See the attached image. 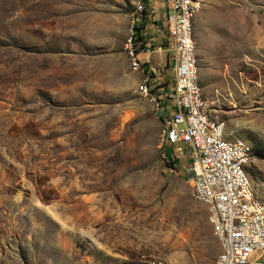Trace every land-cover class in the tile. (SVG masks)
Returning a JSON list of instances; mask_svg holds the SVG:
<instances>
[{
	"label": "rangeland",
	"instance_id": "obj_1",
	"mask_svg": "<svg viewBox=\"0 0 264 264\" xmlns=\"http://www.w3.org/2000/svg\"><path fill=\"white\" fill-rule=\"evenodd\" d=\"M133 2L0 0V264H214L205 206L134 94ZM194 33L204 98L251 148L264 202V0H204Z\"/></svg>",
	"mask_w": 264,
	"mask_h": 264
},
{
	"label": "built area",
	"instance_id": "obj_2",
	"mask_svg": "<svg viewBox=\"0 0 264 264\" xmlns=\"http://www.w3.org/2000/svg\"><path fill=\"white\" fill-rule=\"evenodd\" d=\"M203 2L134 0L123 51L140 75L134 94L157 109L166 104L159 147L171 173L185 166L191 197L205 206L219 245L214 264H264V202L246 172L251 148L227 138L200 85L194 20Z\"/></svg>",
	"mask_w": 264,
	"mask_h": 264
},
{
	"label": "crops",
	"instance_id": "obj_3",
	"mask_svg": "<svg viewBox=\"0 0 264 264\" xmlns=\"http://www.w3.org/2000/svg\"><path fill=\"white\" fill-rule=\"evenodd\" d=\"M152 3H154V6H158L162 3V0H152ZM151 60H153L156 64H160L162 63V65L164 64V66H166V58L165 57H158V56H153L151 57ZM201 85V84H200ZM202 88V86H201ZM203 88H202V92H203ZM204 95V94H203ZM158 111V116L160 119H162V116L165 114L166 111V104L163 103L162 104V108L161 109H157Z\"/></svg>",
	"mask_w": 264,
	"mask_h": 264
},
{
	"label": "trees",
	"instance_id": "obj_4",
	"mask_svg": "<svg viewBox=\"0 0 264 264\" xmlns=\"http://www.w3.org/2000/svg\"><path fill=\"white\" fill-rule=\"evenodd\" d=\"M254 145L257 147V148H261L264 150V143L263 142H259L258 140L255 141Z\"/></svg>",
	"mask_w": 264,
	"mask_h": 264
}]
</instances>
